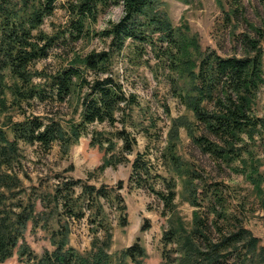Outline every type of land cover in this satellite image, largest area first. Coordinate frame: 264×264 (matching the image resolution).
I'll return each mask as SVG.
<instances>
[{
  "label": "rangeland",
  "instance_id": "374dc122",
  "mask_svg": "<svg viewBox=\"0 0 264 264\" xmlns=\"http://www.w3.org/2000/svg\"><path fill=\"white\" fill-rule=\"evenodd\" d=\"M66 1L62 0L61 4ZM160 10L175 27L187 26V36L196 37L203 52L216 53L223 58L242 57L245 55L246 35L260 41V48L264 50V0H162ZM122 16V4L114 5L90 26L91 34L86 40L70 45L64 51H52L48 59L36 63L35 69L43 70L44 75L50 76L62 66L70 64L75 54L81 56L91 51L107 50L108 44L97 34L107 29L110 23L118 22ZM68 21L67 10L59 4L41 29L53 34L64 30ZM68 53L72 54L68 57ZM169 64L166 58L158 57L153 48L137 50L133 44L113 57L110 73L122 84L126 95L135 97V105L128 109L124 119L127 132L136 140L134 152L116 166L100 170L105 160L110 155L117 156L119 151L117 149L107 154L104 149L93 146L92 132L121 129V119L117 128L106 124L90 126L88 133L70 148L68 154H64L58 144L45 151L38 145L19 143L18 157L12 169L3 168L15 179V188L12 193L5 188H1L0 192L6 195L4 202L7 209L21 213L24 209L29 211L31 208L28 206L34 207V215L39 217L40 223L36 228L31 222L28 223L24 242L20 241V246L26 243L38 255L46 250H54L51 231L58 229L59 217L52 214L51 207L54 205L44 208L43 201L49 205V196L55 188L73 181L80 184L75 188L76 197L81 195V186L85 184L102 188L107 193L106 198H101L102 212L96 221L94 216L99 207L93 206V210H89L88 203L84 205V218L67 221L69 246L82 255L91 251L95 238L93 231L103 224L112 235L108 252L114 264H123L124 251L137 241L147 252L146 264L172 263L179 255L177 246H166L164 235L172 226L182 225L187 231L192 230L197 213L206 225V234L211 238L217 239L221 233L227 234L242 227L249 230L264 247V183L258 189L253 182L252 171L258 166L259 173L264 175V145L261 139H245L238 143L237 155L232 160H224L219 154L195 142L194 136L223 145L185 106L179 95L185 84L179 81ZM5 77L7 88L0 95V131L5 132L10 140L13 139V123L33 118H53L67 127L68 123L79 120V95L63 104H46L38 100L21 103L9 90L15 80L8 72H5ZM45 83L35 80L37 85ZM48 100H51L49 94ZM206 106L212 108L209 104ZM253 110L257 117L264 119V87L257 96ZM175 121L185 122L187 126L179 129L176 146L179 160L173 164L166 149L172 141ZM138 154L142 155L149 168L150 174L144 178L133 174V164ZM168 180L176 185L177 196L172 214L152 191L153 188L165 192ZM115 196H120L123 204L114 201ZM193 200H196L195 206ZM124 217L126 220H123ZM100 231L104 233L103 228ZM103 233L98 235L103 237ZM25 261L20 257V248H16L14 256L0 264H24ZM234 262V258L227 260V264Z\"/></svg>",
  "mask_w": 264,
  "mask_h": 264
},
{
  "label": "trees",
  "instance_id": "16d2710c",
  "mask_svg": "<svg viewBox=\"0 0 264 264\" xmlns=\"http://www.w3.org/2000/svg\"><path fill=\"white\" fill-rule=\"evenodd\" d=\"M61 1L0 0V95L7 88L5 72H8L15 80L9 90L18 102L38 100L46 104H63L75 95H79L80 99L79 120L68 123L67 127L53 118H33L11 125L12 140L0 131V189L5 188L12 193L15 188V179L3 168L12 169L20 142L38 145L45 151L58 144L61 151L68 154L70 148L88 133L90 126L106 124L117 128L121 119V129L92 132L93 146L104 149L107 154L119 151L117 156L110 155L100 170L116 166L133 154L136 140L127 132L124 119L128 109L135 105V97L126 95L122 84L110 73L113 57L121 54L130 44L137 50L151 47L158 57L169 61L171 71L185 84L179 93L183 103L208 133L223 145L194 136L195 142L219 154L224 160H232L237 155V144L245 139L254 141L260 138L264 145V119L257 117L253 110L264 87V50L260 48V41L246 35L245 55L223 58L216 53L203 52L197 38L187 36V26L175 27L160 10L162 0H67L64 4ZM120 3L122 18L97 34L108 44L107 50L91 51L81 56L75 54L70 64L50 76L44 75L43 70L35 69L36 63L48 59L52 51H64L70 45L86 40L91 34L90 26L98 22L99 16ZM59 4L68 12V24L64 30L53 34L43 32L41 27L46 18L54 15ZM70 54H67L68 57ZM35 80L46 83L37 85ZM48 94L51 100H48ZM206 104L212 108L209 109ZM184 123L175 121L172 141L166 149L173 164L179 160L176 146L180 127L187 126ZM252 171L253 182L260 189L264 175L259 173L258 166ZM133 174L143 178L150 174L141 154L134 161ZM79 185V182L73 181L58 185L49 196V205L43 201L44 208L54 205L51 207L52 214L59 217V226L51 231L54 250H46L42 255L34 253L26 243L19 245L28 223L31 222L35 228L40 224L39 217L34 215V207L28 206L31 208L29 211L24 209L15 213L7 209L4 202L6 195L0 192V262L12 258L15 249L20 248V257L26 260L24 264H114L108 252L112 235L103 224L93 231L95 238L88 254L82 255L69 246L67 221L84 218L86 203L90 204L89 210L99 207L94 216L96 221L102 212L101 198L107 197L104 189L88 184L81 186V195L76 197L75 188ZM175 189L176 185L171 180L166 181L165 192L152 188L171 214L175 209ZM113 200L123 204L120 196H115ZM192 204L195 206L196 200ZM102 228L104 233L100 231ZM206 231L198 213L192 230L187 231L182 225L172 226L164 235V243L166 246L176 245L179 255L172 263L165 264H227L230 258H234L233 264H264V247L249 230L241 227L227 234L221 233L217 239L211 238ZM100 232L103 237L98 235ZM122 259L123 264H146L147 252L137 241L124 251Z\"/></svg>",
  "mask_w": 264,
  "mask_h": 264
}]
</instances>
